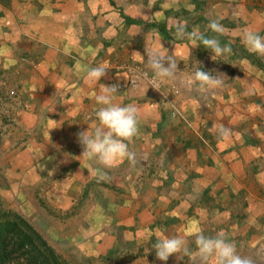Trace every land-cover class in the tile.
I'll return each instance as SVG.
<instances>
[{"label":"crops","instance_id":"obj_1","mask_svg":"<svg viewBox=\"0 0 264 264\" xmlns=\"http://www.w3.org/2000/svg\"><path fill=\"white\" fill-rule=\"evenodd\" d=\"M217 18L223 34L207 27ZM174 21L230 43L231 53L213 61L202 44L175 37ZM245 27L264 35V0H0V205L51 247L86 244L133 264L163 262L161 235H182L189 259L201 232L264 244V56L241 43ZM160 44L177 63L171 79L146 61ZM98 64L108 69L100 83L118 85L117 102L143 113L132 158L105 169L103 182L77 141L103 91L84 83L83 70ZM199 65L222 74L223 86L202 92ZM134 66L173 104L143 80L132 84L125 68ZM25 111L36 117L31 127Z\"/></svg>","mask_w":264,"mask_h":264},{"label":"clouds","instance_id":"obj_2","mask_svg":"<svg viewBox=\"0 0 264 264\" xmlns=\"http://www.w3.org/2000/svg\"><path fill=\"white\" fill-rule=\"evenodd\" d=\"M141 15V9H140ZM174 35L177 39H188L195 45L202 44L204 49L212 53V60L217 57L231 53V44L221 45L217 36H206L198 27L191 31L186 30V23L174 21ZM208 29L216 34H223L224 26L219 18L211 19L207 25ZM241 43L251 53L264 56V35L252 27L241 30ZM160 44L146 52V61L151 70L161 79H171L177 71V63L171 55ZM107 68L103 64L87 67L83 70V80L88 86L101 84L105 77ZM199 65L193 74V81L197 83L202 92H208L223 86L222 74L212 75ZM102 85V84H101ZM101 94L95 97L98 110L95 113L96 120L93 126L77 133V141L83 151L80 157L90 162L91 174L96 177L97 182L108 180L105 169H111L124 159H131L132 153L129 143L139 134V124L142 119V109L135 104H122L117 102L118 85L104 86ZM54 110L51 109V112ZM23 123L27 127L33 126L36 117L29 111L22 113ZM54 122V121H53ZM217 134L222 139H228L230 130L217 127ZM95 164L96 167L91 165ZM198 254L203 264L212 261L213 264H252L249 258L242 257L237 252L234 242L226 239L223 232L216 236L205 235L203 232L197 235L196 241ZM156 258L167 262L169 257L178 253H188L186 241L182 235H161L154 244Z\"/></svg>","mask_w":264,"mask_h":264},{"label":"rangeland","instance_id":"obj_3","mask_svg":"<svg viewBox=\"0 0 264 264\" xmlns=\"http://www.w3.org/2000/svg\"><path fill=\"white\" fill-rule=\"evenodd\" d=\"M0 222L3 226H6V229H8L7 225H16L17 229H19L18 231H22L30 237L29 232H25V228L21 225L20 219L16 218L11 211L4 209L2 205H0ZM5 232L7 238L10 240L6 243L4 264H39L43 259L45 260L49 257L47 250L34 238H32L33 246L28 245V248L21 249L18 242L19 237H16L15 234L9 233V231L5 230ZM49 247L52 249L61 264H133V262L128 261L130 257H124L122 254L113 258L107 257L104 254H100V252L94 247L86 244L76 248H70L67 246ZM236 247L238 254L242 257L249 258L252 261V264H264V244ZM191 250V255L194 254L191 259L188 258V253H185L183 255V260L176 264H203L197 251V245L192 247ZM1 254L2 249L0 246V255ZM158 264L175 263L167 261ZM208 264H213V262L209 261Z\"/></svg>","mask_w":264,"mask_h":264},{"label":"trees","instance_id":"obj_4","mask_svg":"<svg viewBox=\"0 0 264 264\" xmlns=\"http://www.w3.org/2000/svg\"><path fill=\"white\" fill-rule=\"evenodd\" d=\"M16 218L20 219L21 225L25 228V232H29L30 237H28L25 233H23L22 231H18L19 229H17L16 225H7L3 226L2 223L0 222V246L2 249V254L0 255V264H4L5 263V248H6V243L8 242L7 238V234L5 232L9 231V233L11 234H15L16 237L18 238V242L20 244V248L21 249H26L29 246H33V239L34 238L37 242L41 243V245L47 250L49 257L46 258L45 260L43 259V261H41L39 264H61L60 261L58 260V258L56 257V255L54 254V252L52 251V249L47 245L46 241L43 240V238L25 221L23 220L21 217H19L18 215L12 213Z\"/></svg>","mask_w":264,"mask_h":264},{"label":"built area","instance_id":"obj_5","mask_svg":"<svg viewBox=\"0 0 264 264\" xmlns=\"http://www.w3.org/2000/svg\"><path fill=\"white\" fill-rule=\"evenodd\" d=\"M125 69L131 76L132 84L135 85L138 82V80H143L148 86H150L151 88H153L154 90H156L157 92L161 93L164 96L165 103H168L171 105L173 104L172 99L163 94L162 85L159 82H157L155 78H153L148 72L141 70L138 66L126 67ZM172 93L173 95H178L179 91L175 87H172ZM175 111L176 109H174L173 112L175 113Z\"/></svg>","mask_w":264,"mask_h":264}]
</instances>
